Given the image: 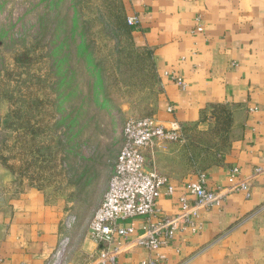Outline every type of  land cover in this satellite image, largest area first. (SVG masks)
<instances>
[{"label":"crops","instance_id":"1","mask_svg":"<svg viewBox=\"0 0 264 264\" xmlns=\"http://www.w3.org/2000/svg\"><path fill=\"white\" fill-rule=\"evenodd\" d=\"M121 1L125 22L134 16L140 21L129 27L131 41L148 51L159 78L151 116L189 137L190 128L210 130L214 107L232 112L233 139L220 160L201 172L165 174L175 192L159 199L160 215H178L185 186L198 182L201 174L208 189L218 190L229 185L237 168L247 191L200 210L156 253L120 240L122 251L114 264H264V0ZM187 198L195 204V196ZM66 207V200L51 189L20 184L0 169V264L51 263L69 224ZM119 225L134 226L129 241L147 226L144 217ZM97 249L85 235L76 256L64 264H96L85 259Z\"/></svg>","mask_w":264,"mask_h":264},{"label":"rangeland","instance_id":"2","mask_svg":"<svg viewBox=\"0 0 264 264\" xmlns=\"http://www.w3.org/2000/svg\"><path fill=\"white\" fill-rule=\"evenodd\" d=\"M159 90L121 0H0V169L66 200L62 264L88 235L127 120L151 116ZM231 120L220 109L210 130L156 143L148 167L203 171L229 148Z\"/></svg>","mask_w":264,"mask_h":264},{"label":"built area","instance_id":"3","mask_svg":"<svg viewBox=\"0 0 264 264\" xmlns=\"http://www.w3.org/2000/svg\"><path fill=\"white\" fill-rule=\"evenodd\" d=\"M138 17H128L127 24L134 27L139 24ZM181 89L186 85L177 79ZM180 129H171L160 125L154 116L129 118L123 130L124 143L118 155L114 171L103 201L96 210L90 223L88 236L97 246V252L89 254L86 260L96 264H114L122 248L123 240L127 244L145 247L156 253L169 244L176 233L192 224L202 209L213 207L227 195L247 191L246 181H239V170L232 169L229 185L226 188L210 190L206 186L205 175L201 174L198 182L188 183L185 191L196 197L191 204L186 195L180 197L181 212L173 217L160 215L158 201L163 196H172L174 188L169 179L147 165L146 150L161 141H171L180 136ZM166 188L165 193H163ZM144 217L146 231L134 241L129 237L134 234V226L123 228L119 221ZM157 219L156 222H153ZM56 254L49 264H62V254ZM149 262L144 264H154Z\"/></svg>","mask_w":264,"mask_h":264},{"label":"trees","instance_id":"4","mask_svg":"<svg viewBox=\"0 0 264 264\" xmlns=\"http://www.w3.org/2000/svg\"><path fill=\"white\" fill-rule=\"evenodd\" d=\"M222 107H223V106H217V107H214L215 109H214V111H213V114H214L215 117L218 116V113H219L220 109H224V108H225V107H224V108H222ZM9 118H10V117H8L7 120H9ZM7 120H6V121H7ZM8 122H9V121H8Z\"/></svg>","mask_w":264,"mask_h":264}]
</instances>
